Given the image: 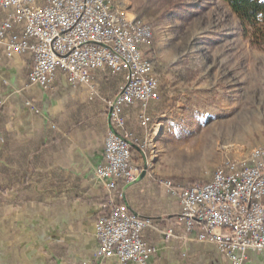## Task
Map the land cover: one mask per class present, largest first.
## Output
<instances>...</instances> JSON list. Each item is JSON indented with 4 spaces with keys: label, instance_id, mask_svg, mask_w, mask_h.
I'll return each instance as SVG.
<instances>
[{
    "label": "built area",
    "instance_id": "2783aa9c",
    "mask_svg": "<svg viewBox=\"0 0 264 264\" xmlns=\"http://www.w3.org/2000/svg\"><path fill=\"white\" fill-rule=\"evenodd\" d=\"M0 10L6 12L0 21V61L30 56L31 84L51 90L61 69L69 84L87 87L93 98L96 73L123 74L118 93L107 102L104 162L94 173L111 196L108 212L96 222V256L120 264H150L157 248L143 234L154 229L153 220L117 202L124 197L119 185L135 183L141 173L131 162L139 139L127 129L124 113L139 106V123L148 129L147 109L160 98V82L145 53L152 39L148 25L128 19L109 0H47L42 5L38 0H0ZM162 183L178 196L176 224L183 229V235L174 228L161 230L163 238L195 234L198 241L214 244L230 264H245L250 251L264 254V150L247 162H228L217 182L184 187Z\"/></svg>",
    "mask_w": 264,
    "mask_h": 264
},
{
    "label": "crops",
    "instance_id": "0c3cea01",
    "mask_svg": "<svg viewBox=\"0 0 264 264\" xmlns=\"http://www.w3.org/2000/svg\"><path fill=\"white\" fill-rule=\"evenodd\" d=\"M5 13L0 10V21ZM32 67L28 55L0 61V264H120L96 256V222L111 199L94 177L104 162L108 110L88 102L87 87L69 84L61 69L46 93L30 83ZM135 111L124 115L141 146L146 137ZM157 126L154 140L162 123ZM140 146L133 148L134 164L145 169ZM144 171L135 183L120 186L131 210L154 221L143 234L157 248L150 264H230L195 234L163 238L160 231L175 226L179 199ZM177 233L183 235L182 228ZM245 264H264V254L250 251Z\"/></svg>",
    "mask_w": 264,
    "mask_h": 264
},
{
    "label": "rangeland",
    "instance_id": "374dc122",
    "mask_svg": "<svg viewBox=\"0 0 264 264\" xmlns=\"http://www.w3.org/2000/svg\"><path fill=\"white\" fill-rule=\"evenodd\" d=\"M109 2L128 19L148 25L150 37L156 36L160 98L147 109L148 129L139 123L140 107H133L146 137L144 148L140 147L146 166H137L141 173L145 170L168 191L162 182L182 187L211 182L228 162H247L264 150V45L244 35L241 20L225 0ZM180 8L184 11L178 13ZM148 46L145 53L150 59ZM103 72L95 74V97L87 88V101L99 102L108 110L107 102L123 80L109 97L97 81ZM161 123L159 139L154 140ZM134 156L132 149L133 165ZM120 185L118 192L123 191ZM119 201L125 202V194ZM176 217L170 228L177 233L181 227Z\"/></svg>",
    "mask_w": 264,
    "mask_h": 264
},
{
    "label": "trees",
    "instance_id": "16d2710c",
    "mask_svg": "<svg viewBox=\"0 0 264 264\" xmlns=\"http://www.w3.org/2000/svg\"><path fill=\"white\" fill-rule=\"evenodd\" d=\"M47 0H38V4L42 5ZM232 11L239 17L243 26L244 35L249 37L251 41L256 45H264V0H225ZM184 11V8H180L178 13ZM172 12V11H171ZM156 36L153 35L150 44L148 46L151 53L150 62L152 63L154 72H157L156 65ZM102 74V80L97 78L100 90L104 93L109 88H116L118 84L124 80L123 74H112L110 70H107ZM111 86V87H110ZM109 97L112 94H108ZM96 103V102H93ZM99 103V102H98ZM129 128L127 123V129ZM129 130V129H128ZM193 183V182H192Z\"/></svg>",
    "mask_w": 264,
    "mask_h": 264
},
{
    "label": "bare ground",
    "instance_id": "6f19581e",
    "mask_svg": "<svg viewBox=\"0 0 264 264\" xmlns=\"http://www.w3.org/2000/svg\"><path fill=\"white\" fill-rule=\"evenodd\" d=\"M148 33H149V37H150V31H149V28H148ZM159 131H160V130H159ZM158 134H159V133H158ZM260 153H261V152H258V153L256 154V156H254V158H256ZM220 172H222V170H220L218 173H216L214 179H213L211 182H217V181H218V175H219Z\"/></svg>",
    "mask_w": 264,
    "mask_h": 264
}]
</instances>
